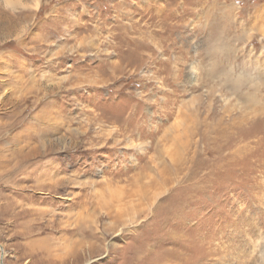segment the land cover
<instances>
[{
  "label": "rangeland",
  "instance_id": "rangeland-1",
  "mask_svg": "<svg viewBox=\"0 0 264 264\" xmlns=\"http://www.w3.org/2000/svg\"><path fill=\"white\" fill-rule=\"evenodd\" d=\"M1 263L264 264V0H0Z\"/></svg>",
  "mask_w": 264,
  "mask_h": 264
},
{
  "label": "bare ground",
  "instance_id": "bare-ground-1",
  "mask_svg": "<svg viewBox=\"0 0 264 264\" xmlns=\"http://www.w3.org/2000/svg\"><path fill=\"white\" fill-rule=\"evenodd\" d=\"M167 180H169V181H171L170 179H168L167 178ZM161 189V188H160ZM159 190V189H158ZM95 191V190H94ZM98 196H99V199H100V195H102V193L104 194V192H101L100 190H98ZM122 192V191H121ZM121 192H119V193H121ZM97 196V197H98ZM105 199V201H107V199L106 198H104ZM123 201H124V198H122V195H119L118 194V192H117V194L115 195H113V198L111 197L110 199H109V201L107 202V204L108 205H115L116 207H120L122 204H123ZM116 203V204H115ZM107 205V206H108ZM124 210V209H123ZM122 211V210H121ZM79 244V246H80V242L78 243ZM53 246H51V245H48L49 247H47V250H46V255L48 256V258L49 259H51L52 258V256L51 255H53L54 257H55V259L56 260H58L59 261V259H63L62 257V255H60L61 254V248H59V246H57V244H52ZM55 247H56V249H55ZM54 249L55 250H57V251H54ZM64 250L65 251H67V248L65 249L64 248ZM63 250V251H64ZM75 250H76V248H75ZM75 250L73 251V252H71V250L68 252V255H69V253H74L75 252ZM62 251V252H63ZM68 255H66V256H68Z\"/></svg>",
  "mask_w": 264,
  "mask_h": 264
},
{
  "label": "crops",
  "instance_id": "crops-1",
  "mask_svg": "<svg viewBox=\"0 0 264 264\" xmlns=\"http://www.w3.org/2000/svg\"><path fill=\"white\" fill-rule=\"evenodd\" d=\"M2 264V263H1Z\"/></svg>",
  "mask_w": 264,
  "mask_h": 264
}]
</instances>
